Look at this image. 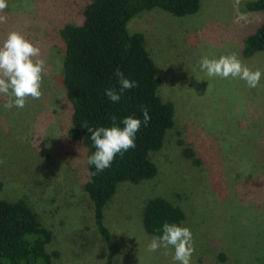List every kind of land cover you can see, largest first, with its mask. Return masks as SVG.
<instances>
[{
  "label": "rangeland",
  "instance_id": "obj_1",
  "mask_svg": "<svg viewBox=\"0 0 264 264\" xmlns=\"http://www.w3.org/2000/svg\"><path fill=\"white\" fill-rule=\"evenodd\" d=\"M91 0H6L0 44L17 31L40 48L45 61L39 99L5 109L0 94V199H22L54 238V264H105L107 247L84 189L85 147L72 141L70 105L62 84L60 28L80 21ZM243 0H200L192 14L156 8L133 17L161 84L174 105V123L162 146L150 152L157 173L121 182L106 204L104 221L117 245L112 264H179L174 248L147 250L155 236L142 225L148 200L163 197L184 212L193 236L191 264H264V75L256 88L239 78L208 77L202 56L238 53L264 73V50L245 57L244 39L263 18ZM191 150L187 156L184 150ZM168 254H165V253Z\"/></svg>",
  "mask_w": 264,
  "mask_h": 264
},
{
  "label": "trees",
  "instance_id": "obj_2",
  "mask_svg": "<svg viewBox=\"0 0 264 264\" xmlns=\"http://www.w3.org/2000/svg\"><path fill=\"white\" fill-rule=\"evenodd\" d=\"M199 7L200 0H91L80 21L60 28L64 41L62 84L70 105L67 135L85 147L88 180L84 189L91 202L93 222L107 247L105 264L113 263L117 245L105 224L103 210L121 182L138 183L156 175L157 166L150 152L162 146L167 129L174 123V105L158 93L161 80L145 37L141 32L131 33L128 23L136 15L156 8L181 17L195 13ZM241 7L263 12L260 24L244 39L242 55L248 57L264 50V0H243ZM117 68L136 86L125 90L113 103L106 89L119 93ZM143 108L150 116L147 125L143 123ZM129 115L142 121L135 147L123 155L118 153L110 167L96 173L95 166L88 164V157L95 151L94 142L81 125L108 127L114 116L123 127L121 121ZM184 151L192 156L191 150ZM183 219L180 207L159 196L147 201L141 221L147 233L161 236L165 222L181 226ZM53 238L52 230L42 225L26 201L0 199V264H54L57 253L47 251Z\"/></svg>",
  "mask_w": 264,
  "mask_h": 264
},
{
  "label": "clouds",
  "instance_id": "obj_3",
  "mask_svg": "<svg viewBox=\"0 0 264 264\" xmlns=\"http://www.w3.org/2000/svg\"><path fill=\"white\" fill-rule=\"evenodd\" d=\"M8 4L0 0V13ZM7 17L0 15V23L6 22ZM200 68L208 77L239 78L246 82L249 88H256L261 80L260 70H252L245 65L236 52L209 58L204 55L199 61ZM45 61L40 59V48L17 31L8 33L7 38L0 44V94L11 97L5 104V109L12 107L24 108L28 97L39 99L42 96L41 84ZM115 75L119 80L120 90L106 89V96L116 103L125 90L132 89L136 82L124 77L117 68ZM143 123L147 125L150 116L147 108L142 109ZM123 127L112 117L111 126L92 127L87 123L81 125L91 133L95 151L88 157V164L94 165L96 173L111 166L116 155H123L125 151L135 147V135L141 127L142 121L129 115L121 121ZM96 173H93L95 175ZM162 235L154 236L147 246L149 252L160 248H174L173 260L179 264H191L194 252V241L191 230L186 226L165 222ZM165 254H168L167 252Z\"/></svg>",
  "mask_w": 264,
  "mask_h": 264
}]
</instances>
